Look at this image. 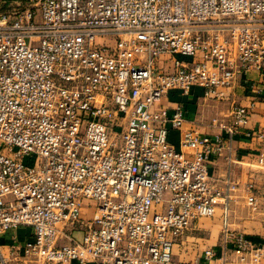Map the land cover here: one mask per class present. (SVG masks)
I'll list each match as a JSON object with an SVG mask.
<instances>
[{
    "label": "built area",
    "instance_id": "2783aa9c",
    "mask_svg": "<svg viewBox=\"0 0 264 264\" xmlns=\"http://www.w3.org/2000/svg\"><path fill=\"white\" fill-rule=\"evenodd\" d=\"M251 71L264 79V0H0V264H191L175 245L219 209L238 264H264L230 225L239 184L209 169L245 133L264 170L253 105L216 134L161 105L194 88L223 100ZM243 205L264 211L252 183Z\"/></svg>",
    "mask_w": 264,
    "mask_h": 264
},
{
    "label": "crops",
    "instance_id": "0c3cea01",
    "mask_svg": "<svg viewBox=\"0 0 264 264\" xmlns=\"http://www.w3.org/2000/svg\"><path fill=\"white\" fill-rule=\"evenodd\" d=\"M244 79L250 83H246ZM226 94L225 99L217 100L205 98L201 88H194L188 96L180 91H171L163 98L161 105L171 110L177 104H183L188 127L198 130L201 134L220 132L213 120L228 121L235 105H253L248 129L264 131V79L258 72L251 71L248 75L240 77L233 89L228 90ZM171 136L177 141L175 132H172ZM228 145L231 149L226 151L224 157L212 156L210 172L221 186H225L226 180L239 184L237 196L240 201L232 206L229 218L231 228L250 237L256 244L264 245V211L252 212L243 205L248 183L255 186L257 194L264 202V170L258 168L256 163L259 141L242 133ZM91 213L92 208L87 206L83 214L90 216ZM223 226L222 209H219L213 218L198 220L175 245V260L191 264H238L231 246L223 243ZM30 233L28 228L14 230L3 237L2 243L9 246L14 237L24 242ZM210 250L216 254L212 261L206 259V252ZM225 256H228V259Z\"/></svg>",
    "mask_w": 264,
    "mask_h": 264
}]
</instances>
